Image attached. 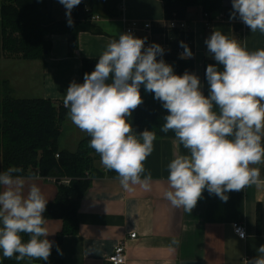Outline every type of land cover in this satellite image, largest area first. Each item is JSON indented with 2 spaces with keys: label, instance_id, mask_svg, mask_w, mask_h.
Masks as SVG:
<instances>
[{
  "label": "clouds",
  "instance_id": "9594fccd",
  "mask_svg": "<svg viewBox=\"0 0 264 264\" xmlns=\"http://www.w3.org/2000/svg\"><path fill=\"white\" fill-rule=\"evenodd\" d=\"M59 3L71 27V12L81 0ZM237 18L251 32L264 33V0H232L230 19ZM205 44L223 67L221 71L207 66V96L197 75H176L170 64L157 60L164 54L162 46L153 43L145 49V39L124 33L107 43L82 84L70 83L63 100L69 119L91 137L89 146L106 170L117 173L123 189L132 191L138 185L151 191L152 173L145 175L144 162L154 150L156 134L147 129L136 134L127 118L143 103L141 85L154 93L168 113L160 130L174 132L188 152L175 155L168 164L169 188L163 196L188 213L205 189L227 202L229 192L264 184L260 169L254 167L264 164V48L249 51L246 43L217 30ZM180 47V58L193 56L184 41ZM23 171L17 166L0 171V251L17 261H48L53 247L44 226L48 199L36 182L38 174L22 175ZM21 234L29 236L27 242ZM179 245L177 238L170 242V247ZM57 252L62 255L59 246ZM257 252L249 264H264V245Z\"/></svg>",
  "mask_w": 264,
  "mask_h": 264
},
{
  "label": "crops",
  "instance_id": "0c3cea01",
  "mask_svg": "<svg viewBox=\"0 0 264 264\" xmlns=\"http://www.w3.org/2000/svg\"><path fill=\"white\" fill-rule=\"evenodd\" d=\"M120 13L115 19L91 21L92 31L78 34L76 48L72 47V37L68 34L50 36V52L44 59L34 61L40 65V84L34 99L63 102L70 83L81 84L82 61L98 60L107 43L123 34V20L166 25L163 3L159 0H123ZM51 16L56 22L68 18L59 0L52 1ZM186 22L187 31L194 35V54L188 59L193 60V74L199 77L202 92L203 64L215 61L205 44L213 31H221L242 45L246 43L249 51L264 48V33L259 30L253 33L248 27L241 35L237 26L227 22L206 26L200 7L186 10ZM178 58L182 59L180 55ZM16 60L0 58L3 64ZM166 63L176 74V63ZM68 133L61 127L58 147L74 153L82 140H71L72 136L68 135L74 133L73 129ZM153 143L154 150L144 162L145 175L147 171L152 173L151 191H144L138 185L127 191L118 178L108 177L103 166L98 169L104 176L92 178L80 201L77 232L64 237L59 247L63 264H111L108 259L120 243L125 246V264H249L258 255L257 249L264 245V184L229 192L227 202L220 198L206 200L203 191L191 213L185 212L163 196L169 188L167 166L175 155H183L180 145L167 139H156ZM94 161L98 162L96 158ZM254 167L260 169V178L264 180V164ZM36 182L48 199L47 204L51 203L57 194V184L41 177ZM235 223L245 230L243 240L233 232ZM44 226L52 227L48 238L54 244L61 222L46 221ZM130 234H135V238L130 239ZM173 238L180 240L178 247H170Z\"/></svg>",
  "mask_w": 264,
  "mask_h": 264
},
{
  "label": "trees",
  "instance_id": "16d2710c",
  "mask_svg": "<svg viewBox=\"0 0 264 264\" xmlns=\"http://www.w3.org/2000/svg\"><path fill=\"white\" fill-rule=\"evenodd\" d=\"M53 0H0V58L7 57L23 61L42 60L51 50L49 37L68 34L72 37V47L76 48L77 36L82 32L92 31V17L109 20L118 18L120 0H81L71 12L72 26L65 21L56 22L51 16ZM163 3L164 19L167 22L186 21V10L190 7H200L202 12L214 16L219 12L230 17L232 9H225L222 0H159ZM152 42L160 46L166 45L163 56L157 60L176 63V75L185 71L194 72L191 59H179L184 49L180 41H184L194 54V35L190 31L177 28L170 29L166 25L153 26ZM141 38V37H138ZM143 39V38H141ZM98 60H83L81 84L84 74L94 71ZM209 64L222 66L217 62L207 61L203 64V93L209 94L206 79V68ZM109 82H111L109 80ZM6 86L7 83L3 82ZM143 103L133 111L132 128L136 134L144 130L154 131L156 139L176 140L172 131L162 132L167 110L162 103L154 98V93L140 88ZM214 111L219 112L214 107ZM69 109L63 102L53 103L44 99H16L11 96L10 89H0V171L10 166L21 167L22 175L38 174L44 179L70 180L68 185L57 184L55 199L47 204L43 214L46 221H60L61 228L55 235L51 255L48 261L25 258L17 261L14 257L4 258L0 251V264H63L57 246L60 247L63 238L75 235L78 221L77 212L80 201L91 186L92 178L104 176L101 171L93 169L96 158L95 150L89 146L91 137L88 135L72 153L58 147V138L62 125L68 119ZM180 145V144H179ZM180 151L187 155L186 149L180 145ZM58 155V158H55ZM108 177L118 178L117 173L107 170ZM206 200L217 201L219 197L210 195L204 190ZM260 224V212L257 210L256 226ZM27 242L29 236L21 234Z\"/></svg>",
  "mask_w": 264,
  "mask_h": 264
},
{
  "label": "rangeland",
  "instance_id": "374dc122",
  "mask_svg": "<svg viewBox=\"0 0 264 264\" xmlns=\"http://www.w3.org/2000/svg\"><path fill=\"white\" fill-rule=\"evenodd\" d=\"M9 80L10 83L6 86L2 85L3 81ZM40 84V65L37 62L16 60L12 61L10 64H3L0 62V89H13L11 91V96L16 99H34L37 95L38 88ZM133 117V112L128 121L132 125L131 118ZM62 129H65V134H69L73 129L71 140H83L86 136V132L81 131L74 123L68 118L62 125ZM80 140V141H81ZM96 161L93 162V169H101L103 166L101 164V159L99 154H95ZM52 227H47L48 231ZM52 231V230H51ZM47 239H49L47 237ZM55 239V237H54Z\"/></svg>",
  "mask_w": 264,
  "mask_h": 264
},
{
  "label": "built area",
  "instance_id": "2783aa9c",
  "mask_svg": "<svg viewBox=\"0 0 264 264\" xmlns=\"http://www.w3.org/2000/svg\"><path fill=\"white\" fill-rule=\"evenodd\" d=\"M123 0H120V5H119V11H121V4H122ZM98 17H92L91 21L94 20H98ZM203 21L204 24L206 26H209L212 23L215 22H227L230 23L234 26H237L239 29V33L241 35L244 34V32L246 31V29L248 28L241 20H239V18L237 19H230V17H226L224 15V13L219 12L214 16H210L209 14H205L203 13ZM123 24H124V33H131L134 37L138 38L141 37L143 39H145V45L144 48L146 49L147 47H149L151 45L152 42V34H151V29H152V24L149 22H140V21H126L123 20ZM166 26L170 29H179L182 31H186L187 30V22L186 21H176V20H172L166 23ZM163 48L165 50L168 49V46L164 45ZM55 158H58V155H55ZM49 181H52L54 183H59V184H64V185H68L70 180L68 179H62L60 181H56L55 179H48ZM232 229L234 234L239 238V239H244L246 234H245V230L243 228V226H241L238 223H235L232 225ZM239 230V231H238ZM240 232L244 233L243 238L240 235ZM135 234H130V239H134L135 238ZM109 263L111 264H125L126 261V255H125V246L123 243L118 244V246H116V248L114 249L112 255L109 257L108 259Z\"/></svg>",
  "mask_w": 264,
  "mask_h": 264
},
{
  "label": "water",
  "instance_id": "95a60500",
  "mask_svg": "<svg viewBox=\"0 0 264 264\" xmlns=\"http://www.w3.org/2000/svg\"><path fill=\"white\" fill-rule=\"evenodd\" d=\"M222 6L225 9H232V0H222Z\"/></svg>",
  "mask_w": 264,
  "mask_h": 264
}]
</instances>
